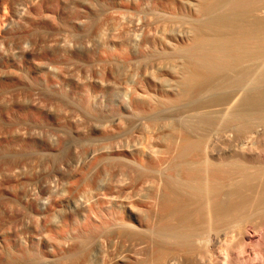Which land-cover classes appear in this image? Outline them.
I'll use <instances>...</instances> for the list:
<instances>
[{
  "label": "bare ground",
  "instance_id": "1",
  "mask_svg": "<svg viewBox=\"0 0 264 264\" xmlns=\"http://www.w3.org/2000/svg\"><path fill=\"white\" fill-rule=\"evenodd\" d=\"M15 5L11 6L4 23L0 19V40L9 47L20 42L24 34L26 36V30H30L27 26L35 25L33 16L38 10L53 11L56 0H37L30 6L21 4L22 8ZM186 5L193 14L183 19L194 26L196 36L185 45L161 42L160 49L144 52V29L138 22L149 11L140 7L139 0H116L114 8L121 16L128 15V24L121 25L119 18H113L112 26L97 28L85 46L88 51L99 52L100 61L110 66V73L113 70L121 72L124 84L112 81L110 85H97V91L89 96L97 108L87 103L83 114L86 111L93 114L96 109L105 117L112 110L114 114L109 120L102 121L99 126L92 124L94 131L106 123L118 125L124 120L125 133L134 130L135 134L115 147L117 150L111 154L102 152L97 157L92 154L95 160L87 171L103 174L110 166L117 169L110 201L98 199L84 178L81 182H71V185H82L80 194L67 195L63 189L64 171L58 168L44 175V158L40 156L1 164L0 194H5L3 205L9 209L14 204L31 205L36 199L35 187L43 188L48 178L52 180V184H47L49 197L40 202L35 215L43 219L44 224L51 220L53 238L42 231L36 234L33 229L38 221L33 219L28 222L30 230L20 239V246L31 245V249L41 246L45 248L47 259L62 261L67 236L76 233L71 239L80 243V264H103L105 251L99 240L101 235L93 237L80 225L92 219L100 224L102 233H111V264H264V148L251 146L249 142H231L232 134L240 130L229 123L246 111L264 113V91L255 93L257 87H264V0H189ZM157 13L171 15L170 11ZM130 14L133 16L129 17ZM13 19L22 22V26L17 25L16 31L6 34L13 27ZM74 48L79 52L74 54H80V45ZM29 52L28 46L24 53ZM154 55L175 57L184 67L181 75L173 70L175 80L166 83L167 93H178L163 96L160 103L129 88L135 85L130 63L137 61L145 69L147 59ZM164 69L155 64L147 76L153 79ZM133 102H136L135 108L131 107ZM145 102H150L153 108L147 111ZM39 110L37 108L31 115L38 117ZM6 113L9 112H4V117ZM161 116L176 121L177 136L164 137L142 147L140 136L146 128L145 123ZM192 118L197 122L193 123ZM203 118L214 121L211 125H203L200 122ZM220 129L229 132H225L223 140L217 138ZM58 140L55 145H61ZM82 160L74 158L65 163L80 167ZM98 186L105 188L107 185L100 181ZM108 202L109 214L103 218L97 207ZM0 240L4 247L8 246L7 237L2 235ZM7 262L14 263L11 259Z\"/></svg>",
  "mask_w": 264,
  "mask_h": 264
},
{
  "label": "rangeland",
  "instance_id": "2",
  "mask_svg": "<svg viewBox=\"0 0 264 264\" xmlns=\"http://www.w3.org/2000/svg\"><path fill=\"white\" fill-rule=\"evenodd\" d=\"M34 1L36 2L37 0H0L1 22L4 23L3 20L5 18L8 19L12 5L17 4L20 6L15 5L16 7L22 8L23 6L34 4ZM188 1L139 0L140 7L149 11L138 22L144 29V43L142 45L144 52H148V50L154 52L155 49L161 48L162 43L182 46L194 39L196 36L194 26L183 19V17L193 14V10L186 5ZM115 2L116 0H56V6L54 7L55 9H52L53 11L43 8L38 10L36 16H33V22L36 26H27L30 30H26V36L24 34L20 38V42H16L9 47L4 41L0 40V167L2 163L11 162L13 159L42 157L44 158V175H48L49 172L58 168L64 171L66 180L63 182V189H65L67 195L78 196L83 187L82 185H71V182L75 180L81 182V178H84L86 184L90 186L89 189L95 192L98 199L110 201L113 198L111 185L114 182L113 177L117 173V169L110 166L103 174H98L94 172V169V171H87V168L92 167L95 160L92 154H95V157L102 152L111 154L114 150H117L115 147L120 146V143H125L135 136L134 130L125 133L126 123L124 120H120L118 125L106 123L102 127H98L97 131H94L92 124L99 126L102 121L109 120L114 111H108V114L104 117L96 109L90 115L87 111L83 114L84 110L82 109L87 103H91L89 96H92L97 91V85H110L112 81H121L123 83L121 72L113 70L110 73V66L100 61L99 52L88 51L87 47H85L97 28L112 26L113 18H119L121 25L128 24L126 20L128 15L121 16L117 9L114 8ZM158 11H170L171 15L163 16L158 14ZM131 16L133 14L129 15V17ZM17 25L21 27L22 22L13 19L12 29L5 33L9 34L16 31ZM115 29L121 30L122 28L115 27ZM30 32L31 35H29ZM183 33H188V35ZM23 37L24 39L26 37L27 39L32 38L30 39L31 42L29 39L23 40ZM160 37H164V39L162 40ZM76 39L79 40L77 41ZM69 44H73L71 45L72 50ZM78 44L80 45V54H77V56L74 53L79 52L76 51L74 45L77 48ZM65 45H68L67 49ZM28 46L30 52L24 53V49L28 48ZM38 46L40 49L37 48ZM63 48L66 50L69 48L70 50L66 51ZM66 52H69L70 55ZM65 62H67L66 65H64ZM155 64L165 69L160 73L157 72L153 79H149L147 73L151 70V66ZM145 66L146 68L144 69L143 64H139L137 61L130 63L131 73H133L135 78V85L129 86L130 83H127L134 93L142 94L148 99L159 103L163 96L169 97L178 93V91L167 93L165 88L167 87V80H170V82L175 80L172 76L173 70L178 75L184 73V67L181 66L179 59L165 56L155 57L154 55L147 59ZM60 68L62 71H59ZM53 75L60 76V79ZM76 83L79 88L78 86L75 87L74 84ZM56 85L59 86L57 87ZM255 90V93L262 92L264 87H257ZM106 95H109L108 92H106ZM77 106H80L77 108L79 109L78 111L76 109ZM135 106L136 102L131 103L132 108H135ZM92 107L97 108L94 105ZM33 108L34 110L40 109L38 117L31 115L34 111ZM145 108L149 111L153 108V105L150 102H145ZM6 111L9 113H6L7 116L4 117L3 113ZM15 111V116L20 114L19 117L15 118ZM25 113L26 116L24 115ZM20 117L21 119H19ZM75 117L76 119H74ZM194 120L197 122L196 118H192L191 121L193 122ZM213 121L209 118H203L200 122L203 125H211ZM229 123L233 124V126H238L241 132L235 133L237 135L233 133L234 138L231 137V142H249L248 144L251 146L260 147V149L264 148L263 112L246 111L237 120ZM145 126L146 128H144L140 136L142 147L157 143L164 137L173 138L177 136V123L170 117L161 116L149 120L145 123ZM23 131L24 133H20ZM220 131H218L217 138L223 140V136H226L229 132L225 131L226 134L223 129H220ZM17 132L20 134L18 135ZM57 139H60L58 142L60 141L61 145L59 143L55 145ZM245 140L247 141L244 142ZM49 148L53 150H49ZM80 157L83 158V165L80 167H77L75 163L66 165L67 160L69 162L74 158L76 160V158ZM82 166H85L86 169L82 168ZM19 167L21 168V166ZM99 168L100 166L98 165V170ZM100 181L107 186L99 188ZM51 182L52 180L48 178L43 188L38 189L37 187L36 189L35 187V192H37L36 199L32 201L31 205L27 204V206L14 204L9 209V207L3 205L5 194H0V237L2 239L3 235L8 240L7 247H4L0 240V250L2 252L0 264H9L7 262L8 259L14 261V263L10 264H80V243L77 241L76 244V241L71 239L76 233L68 234L65 258L62 261L59 259H54V261L47 259V254L44 252L45 248L41 246L34 244L33 249H31V245L20 246V239L23 238L24 233L27 235L30 230L28 222L33 219L38 221L33 229L36 234H40L42 231L45 232L48 238H53L51 220L48 221L49 224L47 225L48 222L44 224L43 219H38L39 217L35 215V212L39 211L40 202H44L49 197L47 184H52ZM109 183L110 187H108ZM97 211L103 218L107 217L109 214V202L105 203L101 208L97 207ZM67 213H69L68 209ZM80 225L83 231L89 232L93 237L96 236L97 238V235H101L99 240L105 251L103 264H111L113 253L111 233H102L100 224L94 223L92 219L87 223L82 222ZM80 225H78L77 232L80 230ZM26 226H28L27 230H25ZM31 252L34 253V256H32Z\"/></svg>",
  "mask_w": 264,
  "mask_h": 264
}]
</instances>
